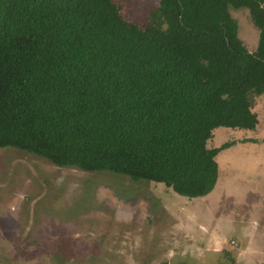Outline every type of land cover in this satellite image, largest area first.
<instances>
[{
	"label": "trees",
	"instance_id": "1",
	"mask_svg": "<svg viewBox=\"0 0 264 264\" xmlns=\"http://www.w3.org/2000/svg\"><path fill=\"white\" fill-rule=\"evenodd\" d=\"M158 1L137 24L117 0H0V149L211 194L235 145L208 147L214 131L259 125L264 0ZM239 9L259 31L253 53Z\"/></svg>",
	"mask_w": 264,
	"mask_h": 264
},
{
	"label": "rangeland",
	"instance_id": "2",
	"mask_svg": "<svg viewBox=\"0 0 264 264\" xmlns=\"http://www.w3.org/2000/svg\"><path fill=\"white\" fill-rule=\"evenodd\" d=\"M146 24L158 0H117ZM255 52L247 10H231ZM254 131L219 128L208 142L235 145L217 156L219 178L189 199L162 183L58 168L0 149V264H264V95ZM229 255V256H227Z\"/></svg>",
	"mask_w": 264,
	"mask_h": 264
}]
</instances>
